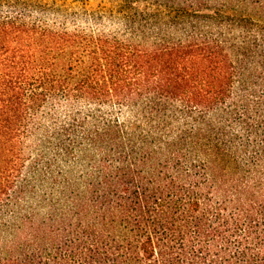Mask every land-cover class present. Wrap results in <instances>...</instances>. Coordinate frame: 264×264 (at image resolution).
<instances>
[{
  "label": "trees",
  "instance_id": "16d2710c",
  "mask_svg": "<svg viewBox=\"0 0 264 264\" xmlns=\"http://www.w3.org/2000/svg\"><path fill=\"white\" fill-rule=\"evenodd\" d=\"M103 2L0 0V264H264V0Z\"/></svg>",
  "mask_w": 264,
  "mask_h": 264
},
{
  "label": "rangeland",
  "instance_id": "374dc122",
  "mask_svg": "<svg viewBox=\"0 0 264 264\" xmlns=\"http://www.w3.org/2000/svg\"><path fill=\"white\" fill-rule=\"evenodd\" d=\"M60 1V0H59ZM63 1V0H62ZM66 6H71L76 10H88L90 12L96 11L100 9L102 4H104V0H65ZM105 28L112 29V25L109 20H106ZM90 23V22H89ZM72 24V23H70ZM84 23H81L83 25ZM86 25V24H85Z\"/></svg>",
  "mask_w": 264,
  "mask_h": 264
}]
</instances>
